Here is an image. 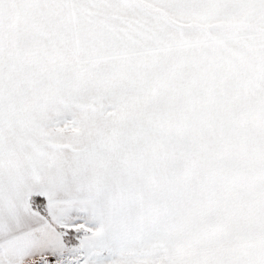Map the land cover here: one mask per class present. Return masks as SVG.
Instances as JSON below:
<instances>
[{
  "label": "snow or ice",
  "instance_id": "1",
  "mask_svg": "<svg viewBox=\"0 0 264 264\" xmlns=\"http://www.w3.org/2000/svg\"><path fill=\"white\" fill-rule=\"evenodd\" d=\"M0 264H264V0H0Z\"/></svg>",
  "mask_w": 264,
  "mask_h": 264
}]
</instances>
